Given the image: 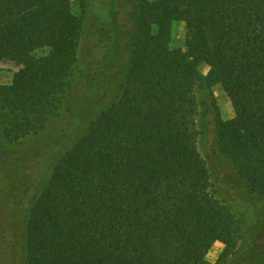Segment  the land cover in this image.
I'll use <instances>...</instances> for the list:
<instances>
[{"label":"trees","instance_id":"obj_1","mask_svg":"<svg viewBox=\"0 0 264 264\" xmlns=\"http://www.w3.org/2000/svg\"><path fill=\"white\" fill-rule=\"evenodd\" d=\"M87 6L0 0V60L20 65L0 84L10 139L45 130L62 104ZM175 21L185 48L171 46ZM136 26L122 92L34 201L28 264H258L242 220L211 192L195 88L221 84L234 115L216 119L217 148L264 197V0H139ZM215 241L225 247L211 262Z\"/></svg>","mask_w":264,"mask_h":264},{"label":"rangeland","instance_id":"obj_2","mask_svg":"<svg viewBox=\"0 0 264 264\" xmlns=\"http://www.w3.org/2000/svg\"><path fill=\"white\" fill-rule=\"evenodd\" d=\"M138 11L139 0H88L77 70L45 130L10 139L5 134L9 113L0 102V264H28L27 221L35 199L47 187L58 160L122 92ZM187 38L185 23L173 22L171 46L185 48ZM19 68L14 61L0 60V84L10 83ZM200 72L205 76L208 66L201 64ZM195 93L198 144L211 172V192L242 220L253 261L261 264L264 197L248 191L232 161L217 148L216 119H229L234 109L219 83L197 85ZM224 247L215 241L207 259L217 262ZM249 262L236 263L233 257L226 264Z\"/></svg>","mask_w":264,"mask_h":264}]
</instances>
